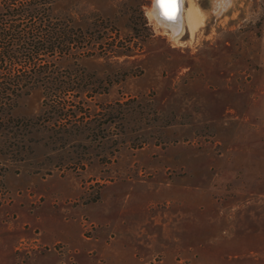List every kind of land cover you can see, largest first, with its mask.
I'll return each instance as SVG.
<instances>
[{"label": "rangeland", "instance_id": "rangeland-1", "mask_svg": "<svg viewBox=\"0 0 264 264\" xmlns=\"http://www.w3.org/2000/svg\"><path fill=\"white\" fill-rule=\"evenodd\" d=\"M193 1L201 23L178 35L155 0L54 2L86 38L41 65L86 75L66 113L87 96L93 123L56 130L41 87L11 112L0 264H264V0Z\"/></svg>", "mask_w": 264, "mask_h": 264}, {"label": "trees", "instance_id": "trees-1", "mask_svg": "<svg viewBox=\"0 0 264 264\" xmlns=\"http://www.w3.org/2000/svg\"><path fill=\"white\" fill-rule=\"evenodd\" d=\"M55 1L57 0H0V133L11 124L18 126L19 123L22 126L24 119L14 117L11 112L23 96L38 87L43 88L47 97L51 98V102L47 101L46 105L56 115L52 123L56 130L67 131V135H77L76 131L79 134L83 132L84 136L86 130L91 129L88 124L93 123V118L91 119L87 96L77 98L73 103L74 112H77L71 115L73 121L70 127L65 123L71 117L66 113L69 105L66 95L75 88L79 90L78 96L89 93L90 87L84 82L86 75L81 82H77L76 79L79 78L74 76V69L63 76L50 73L49 66L41 65L42 55L77 59L74 58V47L78 43L83 44L86 38L83 31L73 25L62 26L53 21L52 6ZM78 106L88 109L89 115L77 110ZM110 112L111 110L108 111ZM100 127V123H97L96 130H100ZM22 138V134L17 131L10 137L17 145Z\"/></svg>", "mask_w": 264, "mask_h": 264}, {"label": "bare ground", "instance_id": "bare-ground-1", "mask_svg": "<svg viewBox=\"0 0 264 264\" xmlns=\"http://www.w3.org/2000/svg\"><path fill=\"white\" fill-rule=\"evenodd\" d=\"M189 6L186 7L185 14L179 15V9L176 14V18L174 20H169L163 15L162 8L158 5L157 0H155L154 5L155 8L153 11L156 13V15L160 18L163 24L170 27L172 30L171 32L173 34H179L181 32H184L185 25L183 24L185 21H187L189 26V31L193 33L195 29L198 27V25L201 23L199 22L198 16H197V6L195 5L193 0H189ZM179 6V5H178ZM157 18V17H156ZM185 20V21H184Z\"/></svg>", "mask_w": 264, "mask_h": 264}, {"label": "snow or ice", "instance_id": "snow-or-ice-1", "mask_svg": "<svg viewBox=\"0 0 264 264\" xmlns=\"http://www.w3.org/2000/svg\"><path fill=\"white\" fill-rule=\"evenodd\" d=\"M158 5L163 10V15L169 19L174 20L178 11V5L181 0H157Z\"/></svg>", "mask_w": 264, "mask_h": 264}, {"label": "water", "instance_id": "water-1", "mask_svg": "<svg viewBox=\"0 0 264 264\" xmlns=\"http://www.w3.org/2000/svg\"><path fill=\"white\" fill-rule=\"evenodd\" d=\"M178 8H179V6H178Z\"/></svg>", "mask_w": 264, "mask_h": 264}]
</instances>
